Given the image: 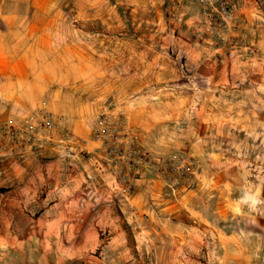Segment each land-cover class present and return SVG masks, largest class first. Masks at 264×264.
<instances>
[{
	"label": "crops",
	"instance_id": "0c3cea01",
	"mask_svg": "<svg viewBox=\"0 0 264 264\" xmlns=\"http://www.w3.org/2000/svg\"><path fill=\"white\" fill-rule=\"evenodd\" d=\"M238 17L235 31H221L218 20H205L195 3L177 0H0V68L19 89L9 98L27 101L26 118L45 103L47 111L88 139L99 114L121 116L148 152L163 155L177 142L172 124L187 110L185 101L202 100L204 79L218 83L225 68H264V58L248 61L254 44L264 53V19L246 9ZM55 20H66L67 30L45 28ZM223 49L229 59L218 58ZM180 64L189 75L181 73ZM254 80L239 75L230 82ZM188 83L195 91L186 90ZM97 158L0 159V264H139L138 258L124 263L119 253L81 251L91 228L85 196L105 194L102 181L110 179L109 165L100 169ZM216 174L199 176L212 180ZM224 175L227 190H235L234 169ZM244 186L243 202H250ZM163 191V175L154 171L136 182L129 201L135 216H150L148 225L137 224L152 233L148 264L198 262L199 255L188 251L192 243L200 249L212 245L204 264H264V205L254 212L250 203L237 204L236 210L230 195L226 204L177 205L165 200ZM259 192L264 198V188Z\"/></svg>",
	"mask_w": 264,
	"mask_h": 264
},
{
	"label": "rangeland",
	"instance_id": "374dc122",
	"mask_svg": "<svg viewBox=\"0 0 264 264\" xmlns=\"http://www.w3.org/2000/svg\"><path fill=\"white\" fill-rule=\"evenodd\" d=\"M3 22L0 20L1 28H3ZM45 26L46 29L54 26V31H66L67 21L55 20L53 24L48 21ZM27 27H29V23H27ZM12 38L14 37L12 36ZM1 41L2 37H0V43ZM262 51V48L260 51L259 46L254 44L248 52V61L254 63L263 60L261 59L264 58ZM227 55L230 54L223 49L220 50L218 58L220 60L229 59ZM254 65L249 68H225L221 71L218 83L208 82L204 79L201 86L202 100H195L192 97L186 100L187 110L180 117L178 124H172V131H178L174 147L163 155L149 152L153 158L158 157L160 161L143 177L152 175L154 171L163 175L165 163L170 162V159L175 155L191 156L195 160L193 174L189 178L184 176L180 178L175 172L172 173V177L179 180L175 185V192H172L163 180V197L169 203L178 205L184 201L191 206L201 204V206L210 207L213 205L212 203L226 204L228 200L226 196L230 195L234 198L236 210L239 207L237 204L250 203L254 212L258 205H264V198L259 194L260 189L264 188V68H259L258 64ZM2 71L3 69L0 68V125L19 123L26 119V115L31 112L26 105V100L9 98L10 91L19 89L10 83L8 78L2 76ZM180 71L183 75H189L185 67L180 68ZM239 75H246L256 81L242 84L230 82L232 77ZM259 76L263 78L260 83L258 82ZM186 90L188 92L195 91L194 86L190 83L187 84ZM200 106H202V110H200ZM201 138L204 139V142H200ZM43 143L31 148L23 146L20 149L14 148L0 152V159L8 161L19 159L28 154H60L53 144ZM201 143L202 145H200ZM213 161L216 163L211 165ZM232 168L234 169L235 190H232V187L227 190L224 173ZM202 171H207L208 174L218 172V174L212 180H200L199 175ZM221 173L223 174L221 175ZM220 176L224 178L220 179ZM108 182V180L102 181V188L106 189L102 196L93 193H90L89 196L85 194V198L90 197V200L88 201L86 198L84 203L88 204L87 207L91 209L89 213L91 228L86 234L89 236V241L82 245L81 251L84 254L106 252L111 255L110 257H115V253H119L122 254L124 263L139 259V264H148L150 260L146 259V254L152 252L153 247L148 238L152 236V233L149 234L147 228L138 225L143 221L148 225L150 216L147 213L135 216L129 203L134 194L132 193L126 199L121 198L111 192L107 185ZM200 183L203 187L201 191ZM244 185L251 193L250 202L249 200L243 202L244 193L241 188L245 187ZM79 202L82 203V200ZM94 205L95 207H93ZM204 226L211 227L207 223H204ZM220 226H226L225 219L222 220ZM154 231L157 236L160 228L157 226ZM205 234L206 236L213 235L210 231H205ZM75 235L76 233L73 232L70 234L71 237ZM187 246L189 253L200 257L198 262L188 260L191 264L206 263V254L208 251H212L211 244L203 243L202 249L198 247L200 245L196 246L194 243ZM139 254L143 256H138Z\"/></svg>",
	"mask_w": 264,
	"mask_h": 264
},
{
	"label": "built area",
	"instance_id": "2783aa9c",
	"mask_svg": "<svg viewBox=\"0 0 264 264\" xmlns=\"http://www.w3.org/2000/svg\"><path fill=\"white\" fill-rule=\"evenodd\" d=\"M177 1L179 4L195 3L205 20H218L221 31L236 30L238 23L235 19L239 18L240 10H253L254 14L264 19V0ZM180 68H183L181 64ZM45 105L42 103L43 108L38 113L19 123L0 125V152L23 146L31 148L46 142L58 149L59 156L96 154L100 169L109 165L107 185L111 192L125 199L133 193L136 181L157 166L155 158L144 148L138 135L127 129L123 117L102 112L91 136L86 139L75 134L63 118L47 111ZM165 166L163 180L175 192L179 180L173 178L172 173L180 178H189L193 174L195 160L191 156L175 155Z\"/></svg>",
	"mask_w": 264,
	"mask_h": 264
}]
</instances>
